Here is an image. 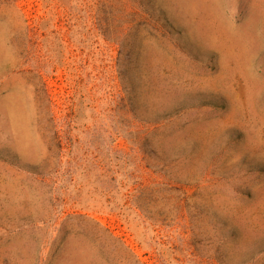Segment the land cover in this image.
Here are the masks:
<instances>
[{"label": "rangeland", "instance_id": "obj_1", "mask_svg": "<svg viewBox=\"0 0 264 264\" xmlns=\"http://www.w3.org/2000/svg\"><path fill=\"white\" fill-rule=\"evenodd\" d=\"M138 5L157 26H142L131 82L127 55L94 34L90 0H0V264H264V0ZM61 39L104 81L113 133L133 86L150 123L84 140L76 170L55 184L29 170L58 152L39 78L57 115L71 114L56 96L67 88ZM90 153L111 180L90 174Z\"/></svg>", "mask_w": 264, "mask_h": 264}, {"label": "trees", "instance_id": "obj_2", "mask_svg": "<svg viewBox=\"0 0 264 264\" xmlns=\"http://www.w3.org/2000/svg\"><path fill=\"white\" fill-rule=\"evenodd\" d=\"M152 1V0H150ZM142 0H90V24L94 34L102 36L107 40H114L120 46L121 57L125 54L128 57L126 72L128 80L137 81L139 77L138 65L140 58L144 54L142 26L155 28L156 22L153 17L147 15L138 7ZM80 6V5H79ZM164 15V13H162ZM76 14L66 15L69 22L76 21ZM46 21L45 19H43ZM164 21H169L164 18ZM113 36L116 39H112ZM94 45H90V56L94 53ZM69 47L64 39H61V58L59 61V69L64 72V81L67 88L60 91L56 96L64 99L70 105L71 114L66 117H59L55 112V94L49 85V79L45 77L39 78L41 89L38 92V99L45 110L51 125V134L53 142L57 146V155L52 160H46L42 164L32 166L29 173L33 177H42L44 182L55 183L52 177L60 174L62 171L69 172L76 170L78 159H80L81 144L84 140L94 142L97 138L138 136L141 127L149 125L150 122L139 119L137 101L142 95L141 87L133 86L126 89L133 105L126 102L124 105V124L121 129L113 133L111 127L105 121V112L103 104L105 102V83L102 79H98L93 75L91 63L86 66L83 61L77 63L68 57ZM57 68V67H55ZM127 85V83H126ZM125 86V83H124ZM145 88V87H144ZM54 94V95H53ZM129 100V98H128ZM89 111L91 117L87 124L81 120L82 113ZM148 111H140L143 116H148ZM150 131L147 130V135ZM93 153H90V174L94 173L103 183L114 177L110 169H105L101 162H95L92 165ZM106 179V180H105ZM111 193H101L100 196L110 202ZM120 216H125L123 208L111 209ZM136 212V210H135ZM138 213V212H136Z\"/></svg>", "mask_w": 264, "mask_h": 264}]
</instances>
